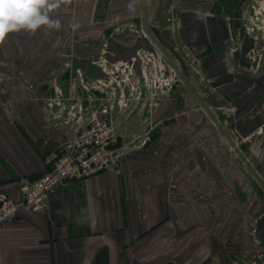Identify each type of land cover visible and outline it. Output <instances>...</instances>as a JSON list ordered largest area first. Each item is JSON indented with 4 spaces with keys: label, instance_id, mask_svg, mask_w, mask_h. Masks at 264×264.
Masks as SVG:
<instances>
[{
    "label": "crops",
    "instance_id": "1",
    "mask_svg": "<svg viewBox=\"0 0 264 264\" xmlns=\"http://www.w3.org/2000/svg\"><path fill=\"white\" fill-rule=\"evenodd\" d=\"M258 1L61 0L48 13L59 29L6 34L0 191L17 196L19 182L40 176L64 149L68 128L46 108L53 84L67 87L74 58L101 55L102 35L123 52L138 44L133 29L143 26L144 11L148 28L264 180V31L248 29ZM94 31L102 35L93 42ZM156 92L124 115L127 139L153 126L147 145L129 152L120 169L54 187L47 212L20 207L0 226V264H258L251 255L264 254L263 187L187 84ZM226 103L234 113L220 109Z\"/></svg>",
    "mask_w": 264,
    "mask_h": 264
},
{
    "label": "built area",
    "instance_id": "2",
    "mask_svg": "<svg viewBox=\"0 0 264 264\" xmlns=\"http://www.w3.org/2000/svg\"><path fill=\"white\" fill-rule=\"evenodd\" d=\"M263 3L264 0H259L254 11L263 9ZM133 30L139 34L138 29ZM105 46L94 61L102 67L107 78L91 81L77 69L75 75L71 72L67 79V90L58 82L53 84L52 94L46 98V108L58 123L68 128L69 137L64 149L51 157L49 169L36 178L27 177L19 182L17 196L0 191V226L14 218L20 207L33 213L47 212L50 191L54 187L100 171L120 169L129 152L146 146L151 139L152 125L125 138L124 115L127 117L133 106L159 89L162 92L170 90L173 82L180 81V76L161 54L156 57L138 50V58L142 61L141 80L134 70L136 56L129 61L111 62L105 56L107 43ZM152 77L154 84L150 82ZM72 82L79 87L72 90ZM220 109L234 113L236 106L224 104Z\"/></svg>",
    "mask_w": 264,
    "mask_h": 264
},
{
    "label": "water",
    "instance_id": "3",
    "mask_svg": "<svg viewBox=\"0 0 264 264\" xmlns=\"http://www.w3.org/2000/svg\"><path fill=\"white\" fill-rule=\"evenodd\" d=\"M143 14H144L143 26L137 28L139 31L138 44L133 45L132 47H128L127 50L123 52L118 48V44L113 39L109 38L107 41V50L105 54L106 58L111 62L112 61L115 62L119 60L129 61L132 56H136L137 58L139 57L137 54L138 50H143L148 54H154L156 57H159L160 56L159 54H161L165 58V60L175 69V71L178 73V75L183 80V82L187 84L191 88V90L195 93V95L198 97L199 101L201 102V104L203 105V107L211 117V119L224 132L226 138L235 147L238 154L245 161V163L251 169L252 173L255 175V177L264 187V180L262 179L260 174L252 166L248 158L242 152L241 148L229 137V135H227L221 123L215 117V115L209 109L206 103L199 97V95L195 92V90L190 86L189 82L187 81L185 75L182 73L181 69L176 65L175 61L170 57L168 52L165 50V48L162 46L159 40L155 37L154 33L148 28V25L145 20V11ZM141 64L142 61L140 60V58H138L137 61L135 62L134 70L142 80L143 74L141 70ZM77 69H80L83 73V76L91 81L97 80L99 78H107V75L103 71L102 67L95 61H86L76 58L73 59L72 69L71 70L69 69V71H67L66 77L69 78L71 72L73 75H75ZM65 89L67 90V87Z\"/></svg>",
    "mask_w": 264,
    "mask_h": 264
},
{
    "label": "clouds",
    "instance_id": "4",
    "mask_svg": "<svg viewBox=\"0 0 264 264\" xmlns=\"http://www.w3.org/2000/svg\"><path fill=\"white\" fill-rule=\"evenodd\" d=\"M61 0H0V42L6 34L25 29L34 33L42 25L60 28L58 20L48 13L59 7Z\"/></svg>",
    "mask_w": 264,
    "mask_h": 264
},
{
    "label": "rangeland",
    "instance_id": "5",
    "mask_svg": "<svg viewBox=\"0 0 264 264\" xmlns=\"http://www.w3.org/2000/svg\"><path fill=\"white\" fill-rule=\"evenodd\" d=\"M263 5H264V3H263ZM252 14H253V19L252 20H254V21H251L250 22V25H249V27H252V26H254L255 28H258V26H261V27H259L261 30H259V31H264V7H263V9H261L260 11H258V12H255L254 11V9H253V12H252ZM254 22L256 23V24H258L257 26H255V24H254ZM96 34L94 35H91L92 36V40H93V42L95 41V39H93V38H95V36H100V35H102L101 34V32L100 31H94ZM93 32V33H94ZM263 35H264V33H263ZM101 38H100V40H101V48L103 47H106L105 46V42H103L104 40H103V35L102 36H100ZM99 39H97V41H98ZM103 44H104V46H103ZM99 52H101V51H99ZM98 52V55H96V59L95 60H97L101 55H100V53ZM258 53H252L251 55L253 56V58L254 57H257V59L259 60V58H258V56L259 55H257ZM257 55V56H256ZM167 73H168V71H167ZM154 79L155 78H153L152 77V79L150 80V82H151V84H154ZM178 82H182L183 83V80H181V78H180V81H178ZM164 95V94H163ZM227 104V103H226ZM230 104V103H229ZM145 113L147 112V106H145ZM254 176V175H253ZM252 240H253V247L255 246V245H258V243H259V238L257 237V235H254L253 234V236H252ZM256 247V246H255ZM259 252H261V251H259V249L258 250H256V251H254V249H253V252H252V260H253V258L254 259H257V261H258V264H260V261L261 262H263L264 261V254H260Z\"/></svg>",
    "mask_w": 264,
    "mask_h": 264
},
{
    "label": "flooded vegetation",
    "instance_id": "6",
    "mask_svg": "<svg viewBox=\"0 0 264 264\" xmlns=\"http://www.w3.org/2000/svg\"><path fill=\"white\" fill-rule=\"evenodd\" d=\"M260 133H262V135H264V122L262 123V127H261V129H260V131H259ZM263 139H264V137H263ZM249 160V159H248ZM250 161V160H249ZM251 163V162H250ZM252 164V163H251ZM253 166V165H252ZM254 167V166H253ZM250 169V168H249ZM251 170V169H250ZM252 172V171H251ZM253 174V173H252ZM254 175V174H253ZM255 176V175H254ZM261 176V175H260ZM256 178V177H255ZM257 179V178H256ZM258 180V179H257ZM259 182V181H258ZM260 183V182H259ZM260 185H261V183H260ZM262 186V185H261ZM263 187V186H262ZM263 189H264V187H263Z\"/></svg>",
    "mask_w": 264,
    "mask_h": 264
}]
</instances>
